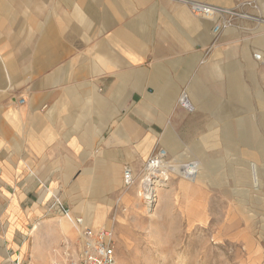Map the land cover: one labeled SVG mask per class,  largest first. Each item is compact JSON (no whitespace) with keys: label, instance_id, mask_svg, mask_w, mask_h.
Here are the masks:
<instances>
[{"label":"rangeland","instance_id":"obj_1","mask_svg":"<svg viewBox=\"0 0 264 264\" xmlns=\"http://www.w3.org/2000/svg\"><path fill=\"white\" fill-rule=\"evenodd\" d=\"M198 1L234 7L243 0ZM252 1L257 8L244 11L254 19L239 18L212 41L209 28L205 43L206 29L182 0H0V64L7 75L0 81V118L25 107L30 97L50 93L66 98V90L73 88L72 97L110 98L114 125L129 117L153 135L142 157L116 155L113 166L94 174L95 184L87 179L85 186L58 187V208L62 205L75 217L86 210L90 228L113 230L114 264H264V0ZM78 4L86 21L72 20L63 32L70 51L35 72L37 56L46 54L38 48L43 27L54 17L72 14ZM105 6L113 18L104 19ZM110 34L115 42L101 41ZM97 45L140 55L137 64L147 72L75 77L71 67L78 51L90 52ZM224 51L236 53L240 64L213 65ZM190 52L200 53L202 61L212 54L209 71L195 75L200 80L195 88L165 89V79L191 75L184 60L172 66V74L154 63ZM165 130L170 132L163 137ZM160 149L166 151V164L194 161L199 169L189 179L162 165L167 185L152 186L146 196L147 160ZM126 168L132 170L129 186L123 181ZM26 227L20 232L31 243ZM70 229L77 233L75 225Z\"/></svg>","mask_w":264,"mask_h":264},{"label":"crops","instance_id":"obj_2","mask_svg":"<svg viewBox=\"0 0 264 264\" xmlns=\"http://www.w3.org/2000/svg\"><path fill=\"white\" fill-rule=\"evenodd\" d=\"M103 11L104 19L113 18L106 6ZM72 20L86 21L79 4L72 14L54 17L43 27L38 48L43 45L45 53L54 60L65 57L70 47L64 42L67 34L63 32L73 24ZM193 20L202 25V30L206 29L205 43H209L211 19L197 17ZM230 31L233 30L226 31L223 36ZM263 39L261 36L260 40ZM71 41L76 44L79 40ZM101 41L113 43L116 39L110 34ZM88 52L81 50L75 56L77 64L71 67V72L77 78L88 73H131L132 69L146 73L148 69L139 66L137 61L142 57L130 51L116 54L113 49L100 50L97 45ZM90 54L93 57L89 59L93 60H88ZM213 58L210 54L206 61H202L200 53L190 52L179 57L162 56L154 64L163 73L172 74V66L184 60L182 63L188 68L186 74L191 75L190 78L171 76L164 81L169 86L164 87L188 89L195 88L200 81L195 78L196 74L209 71ZM218 58L219 62L212 61L213 65L221 61L222 64H232V61L240 64L236 53L224 51ZM115 59L119 63L117 66ZM175 59L179 61L172 62ZM120 63H123V69L116 68ZM124 79L126 81V76ZM72 90H66V98L50 93L30 97L25 107L0 118V264H15L16 261L20 264H66L70 257H75L82 248V233L77 229V235L76 231L72 233L70 228L62 225L64 218H69L55 204L60 201L58 187L73 182L85 186L87 179L95 184L97 171L113 166L116 155H125V160L131 159L132 153L142 157L153 143V135L146 127L131 123L129 117L118 119L114 125V102L110 98H76L70 96ZM94 91L92 89L90 93ZM40 106L45 108L40 110ZM166 132L170 131L165 130L163 137ZM132 142L135 144L133 152ZM79 171H85L87 175H78ZM27 196L34 197V200ZM55 205L57 209L52 211ZM79 212L82 215L86 210L80 209ZM71 217H75V212ZM81 217L84 220L83 215ZM84 224L90 227L85 220ZM25 225L31 243L26 233L20 232ZM60 225L64 226V231ZM76 237L79 242L75 244Z\"/></svg>","mask_w":264,"mask_h":264},{"label":"built area","instance_id":"obj_3","mask_svg":"<svg viewBox=\"0 0 264 264\" xmlns=\"http://www.w3.org/2000/svg\"><path fill=\"white\" fill-rule=\"evenodd\" d=\"M188 5L189 10L197 17L211 19V33L216 40L218 35L225 29L235 25V21L239 18L254 19L244 11L245 8L255 10L257 5L252 0H243L237 3L234 7H225L215 5L198 0H182ZM24 98L18 100V103L23 104ZM166 151L160 149L152 154L146 164V171L152 164L165 165L166 163ZM169 165V164H166ZM170 167L173 164L169 165ZM183 174L186 176H193L197 167L194 161H189L181 164ZM123 181L126 186H129L133 181L132 170L126 168L124 171ZM59 204V201L57 200ZM61 213L71 218L74 225L82 233V248L75 257H70L66 264H114L115 252H114V233L111 228L102 227L99 229H92L84 224L82 217H71L69 210L60 205ZM15 264H20L16 261Z\"/></svg>","mask_w":264,"mask_h":264},{"label":"bare ground","instance_id":"obj_4","mask_svg":"<svg viewBox=\"0 0 264 264\" xmlns=\"http://www.w3.org/2000/svg\"><path fill=\"white\" fill-rule=\"evenodd\" d=\"M207 19V18H206ZM259 21H261V20H259ZM56 30V29H55ZM54 30V31H55ZM212 34V33H211ZM46 36V35H45ZM50 37H53V36H50ZM55 37V36H54ZM53 37V38H54ZM51 40V39H50ZM56 40V39H55ZM212 40H214V35L212 34V39H211V41ZM49 43H51V42H49ZM40 48H45L43 45H41L40 47H39V49ZM67 50V49H66ZM41 53V52H40ZM37 66L35 67V72H40V70H41V68L42 67H45V66H47L50 62H53V60L55 59H52L50 56H48L47 54H44V56L43 57H39V56H37ZM2 60V59H1ZM3 61V60H2ZM3 64H4V61H3ZM6 67V66H5ZM6 72L4 71V66L2 65V63L0 64V81L1 80H3V79H5V77L7 76L6 74H5ZM0 98H1V96H0ZM183 102H184V105L185 106H187V107H189L190 105H191V103H189V101H187V99H183ZM191 107V106H190ZM170 136V135H169ZM165 155H166V153H165ZM195 164H196V167H197V171L196 172H198V169H199V167H198V165H200L198 162H195ZM169 169H170V166H167ZM171 169H172V171L173 172H176V173H179V174H183V171H182V167H181V165H173L172 167H171ZM167 170L165 169V167H163L162 165H160V164H152L151 166H149L148 167V171H147V178H146V183H144V189H145V192H146V196H148L149 194H150V191L153 189V187L152 186H155V185H167V183H165V181L167 180V172H166ZM195 174H197V173H195ZM194 174V175H195ZM193 175V176H194ZM185 176V175H184ZM193 176H186V178H189V179H192V178H195V176L193 177ZM146 203H148V201L146 202ZM82 215H83V217H84V220L86 221V223H88V224H90V222H91V219H92V217H91V214L89 213H82ZM71 219V218H70ZM64 219L63 220V224L62 225H64L65 227H66V229H68L69 230V228H70V226H73V220L71 219ZM64 226H63V228H64Z\"/></svg>","mask_w":264,"mask_h":264}]
</instances>
